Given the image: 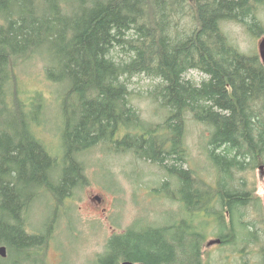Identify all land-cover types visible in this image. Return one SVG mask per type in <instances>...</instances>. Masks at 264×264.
Instances as JSON below:
<instances>
[{
	"label": "trees",
	"instance_id": "obj_1",
	"mask_svg": "<svg viewBox=\"0 0 264 264\" xmlns=\"http://www.w3.org/2000/svg\"><path fill=\"white\" fill-rule=\"evenodd\" d=\"M188 7L196 23L179 27L175 18ZM224 21L262 37L264 0H0V246L8 257L12 250L20 257L34 252L35 263L23 262L41 264L37 255L51 233L26 230L29 207L45 191L61 201L85 184L82 157L101 144L156 164L174 181L175 190L162 182L164 192L186 214L181 227H150L138 235L129 228L112 236L110 264H175L176 249L177 264H203V213L216 218L219 239L229 229L232 243L236 228L246 236L242 241L253 239L239 219V208L252 201L239 175L264 163V65L258 53L233 44ZM117 47L124 57L113 55ZM37 53L47 78L64 90L58 157L33 127L30 113L40 107L25 112L12 89L15 62ZM191 70L206 77L186 78ZM139 74L159 79L149 91L166 109L159 123L142 119L131 103L127 81ZM188 116L209 128L213 184L187 164Z\"/></svg>",
	"mask_w": 264,
	"mask_h": 264
},
{
	"label": "rangeland",
	"instance_id": "obj_2",
	"mask_svg": "<svg viewBox=\"0 0 264 264\" xmlns=\"http://www.w3.org/2000/svg\"><path fill=\"white\" fill-rule=\"evenodd\" d=\"M191 12L188 7L187 15L175 18L176 23L180 22L179 27L195 25ZM222 27L242 52L258 53L260 37L250 34L243 24L224 21ZM39 55L33 54L15 62L12 89L25 112L29 107H40L39 110L32 108L30 113L37 121L33 127L37 136L58 157L61 152L64 90L62 85L47 78L45 61ZM113 55L124 57L125 52L117 47ZM186 76L196 82L206 77L196 70L189 71ZM158 82L159 79L144 74L132 76L127 81L131 103L142 119L150 123L161 122L166 114V109L149 95ZM14 102L15 99L13 106L16 107ZM209 133L206 124L187 117V164L203 181L213 184L215 173L206 156ZM82 162L87 179L85 184L73 189L61 201L45 191L31 203L26 213V230L29 233H51L47 243L39 249L41 254L37 255L41 264H110L106 250L107 241L112 236L132 227L142 229L174 225L186 216L181 203L164 192L161 186L163 181H168L170 190H175L173 179L164 176L156 164L138 159L129 152L116 153L102 144L88 150ZM239 176L244 178L245 188L252 192V201L239 211L242 214L239 219L252 229L253 239L242 241L246 236L242 229L236 228V238L232 243H210L218 240L220 227L213 215L203 213L201 219L206 222L205 241L201 247L203 264H264V163ZM171 235L181 236L176 232ZM6 252L7 256L0 259H8L0 261L1 264H14L19 259L20 264H26L23 257L35 263V260H30L34 252H28L23 257L18 256L16 250H12L9 257L8 250Z\"/></svg>",
	"mask_w": 264,
	"mask_h": 264
},
{
	"label": "water",
	"instance_id": "obj_3",
	"mask_svg": "<svg viewBox=\"0 0 264 264\" xmlns=\"http://www.w3.org/2000/svg\"><path fill=\"white\" fill-rule=\"evenodd\" d=\"M258 55L260 57V60L262 62V64L264 65V35L260 38L259 42H258ZM263 166L261 165L260 168H262ZM219 243L220 239L218 240H212L210 243ZM6 247L1 245L0 246V256L1 257H5L6 256ZM120 264H137L134 263L132 261L129 260H124L123 262H121Z\"/></svg>",
	"mask_w": 264,
	"mask_h": 264
},
{
	"label": "flooded vegetation",
	"instance_id": "obj_4",
	"mask_svg": "<svg viewBox=\"0 0 264 264\" xmlns=\"http://www.w3.org/2000/svg\"><path fill=\"white\" fill-rule=\"evenodd\" d=\"M98 200H99V198H97ZM242 208H239V210H241ZM235 215V214H234ZM228 216H229V219H230V217L232 216V213L230 214H228ZM180 223L181 222H178L177 224L179 225V227H181L180 226ZM165 226H168V227H166L167 228V230L170 228V225H165ZM133 228V232L135 233V235H138V234H143V232L144 233H146L145 231H147L148 230V228H142V229H135L134 227H132ZM231 236V235H230ZM229 231H228V234H227V236H226V239H220V241L221 242H224V241H226L227 242V244H229ZM228 238V239H227ZM218 239H219V237H218ZM232 241V240H231ZM179 250V249H178ZM178 250H176V251H174V253H173V256H174V262H175V264H177V256L180 254V251H178ZM178 251V252H177ZM130 261V260H129ZM121 262V261H120ZM132 262H134V263H137V264H144L143 262H140V261H132ZM202 262V261H201Z\"/></svg>",
	"mask_w": 264,
	"mask_h": 264
},
{
	"label": "bare ground",
	"instance_id": "obj_5",
	"mask_svg": "<svg viewBox=\"0 0 264 264\" xmlns=\"http://www.w3.org/2000/svg\"><path fill=\"white\" fill-rule=\"evenodd\" d=\"M186 76V75H185ZM186 78H187V76H186ZM36 234H40V232H38V233H36Z\"/></svg>",
	"mask_w": 264,
	"mask_h": 264
}]
</instances>
